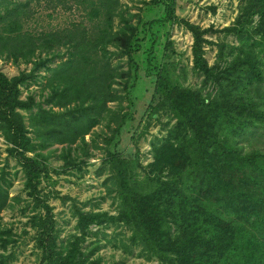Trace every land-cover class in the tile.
Returning <instances> with one entry per match:
<instances>
[{
	"label": "trees",
	"instance_id": "16d2710c",
	"mask_svg": "<svg viewBox=\"0 0 264 264\" xmlns=\"http://www.w3.org/2000/svg\"><path fill=\"white\" fill-rule=\"evenodd\" d=\"M28 1L0 12L4 28L0 54L4 50L15 63L22 58L34 65L29 73L12 78L0 70V130L12 144L8 151L20 162L25 190L33 198L36 212L30 222L37 231L41 264H106L100 257H89L83 244L92 227L112 226L129 229L131 244L160 264H264V152H245L235 140L237 134L264 125V110L246 95L250 87L264 84V0H243L242 13L225 29L241 45L230 46L227 55L226 45H219V59L213 66L205 50L209 29L178 17L175 0H151L162 9L158 23L181 24L192 33L194 70L203 76L199 89L180 83L176 65L156 55L160 37L155 39L150 30L142 29V19L133 23L132 16L120 8V0H77L87 4L83 21L38 37L20 29ZM255 16L259 19L254 26ZM58 48L66 51L56 52ZM39 50L47 57L40 54L31 59ZM119 56H126L131 65L126 74L113 65ZM55 58L60 62L50 66ZM143 66L156 76L154 113L168 110L176 124L154 148L153 162L142 181L139 163L121 153H107L101 165L110 169L115 185L116 214L84 211L75 199L61 197L74 201L80 232L64 245L54 208L40 191L43 179L50 176L41 151L67 145L61 154L66 167L78 165L79 151L89 156L86 137L109 115L119 117L110 103L122 104L131 90L130 80ZM41 68L48 72L42 99L33 94L23 98L22 87ZM122 74L125 95L114 88ZM209 86H216L217 92L204 94ZM24 111L31 114L27 117ZM127 116H120L122 122L114 132ZM7 185L3 173L0 213L8 206ZM10 233L0 229V248L7 249Z\"/></svg>",
	"mask_w": 264,
	"mask_h": 264
},
{
	"label": "rangeland",
	"instance_id": "374dc122",
	"mask_svg": "<svg viewBox=\"0 0 264 264\" xmlns=\"http://www.w3.org/2000/svg\"><path fill=\"white\" fill-rule=\"evenodd\" d=\"M28 0H0V12L5 13L6 8H12L17 3ZM77 0H42L28 1L21 18V31L36 37L41 34L59 31L70 27L74 23L83 21L86 17L87 4H78ZM175 14L183 19L197 24L203 29H209L205 38L209 44L205 45L206 58L213 66L218 62L220 47L226 45V55L230 46L241 45V40L225 29L233 26L242 13L243 0H175ZM120 8L132 16L133 23L142 19V29L160 37L156 45V55L163 61L176 65V75L180 83L193 89L201 88L203 76L194 70L193 43L194 38L190 31L181 24H172L163 19L160 5H152L151 0H120ZM258 16L254 17L255 26ZM156 22L152 24L151 23ZM147 23V24H146ZM119 26L115 19L114 27ZM0 33L4 28L0 25ZM170 43V44H168ZM213 43V44H212ZM115 51L114 48H110ZM65 48H58L56 52L64 53ZM0 54V70L9 78L18 76L23 72L29 73L34 65L20 58L15 63L4 50ZM45 51L39 50L31 59ZM52 54L49 56L51 57ZM228 60L232 56H227ZM264 64V55L262 56ZM55 58L50 66L59 63ZM115 65L121 73L131 71V65L126 56L114 58ZM48 72L41 68L36 72V77L29 80L23 87V98L31 94L37 100L41 98L44 79ZM125 74L123 79H118L114 88L118 93L125 95ZM131 90L124 96L122 104L110 103V107L118 110L119 117L109 115L86 137L89 143V156L81 151L78 165L66 167L61 154L67 145L56 144L41 152L45 154L49 165V178L43 179L40 186L43 197L54 208L58 228L60 229V242L64 245L77 231V216L72 200H62L61 197L75 199L78 206L84 211H109L116 214L119 206L115 185L110 169L102 167V162L108 152L121 153L137 165L139 179L144 180L149 172L148 164L153 162V150L159 147L176 124V119L168 110L158 114L154 113L157 105L155 98L156 76L154 71L143 66L136 76L130 80ZM216 86H209L204 94H214ZM49 91L45 92L47 96ZM249 99L258 103L264 110V84L254 85L246 92ZM28 117L31 112L24 111ZM128 114L124 124L118 132L114 127L122 122L123 114ZM29 126V120L27 119ZM237 143L245 152L259 150L264 152V125L250 128L243 134L235 137ZM76 146V145H75ZM74 146V147H75ZM12 144L8 142L0 130V175L5 173L8 185V206L0 213V229L11 230L7 249L0 248V264H41V252L36 247L37 231L33 228L30 218L36 212L33 198L25 190L26 177L20 162L11 156L8 149ZM264 191V186L262 187ZM59 195L57 198L55 195ZM131 231L126 227L112 226L98 229L92 227L83 244V250L91 257H100L106 264H160L154 257L142 252L130 242Z\"/></svg>",
	"mask_w": 264,
	"mask_h": 264
}]
</instances>
